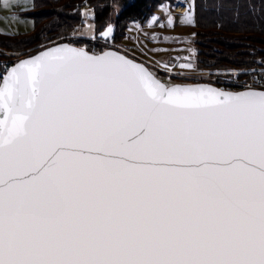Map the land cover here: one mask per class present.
Returning a JSON list of instances; mask_svg holds the SVG:
<instances>
[{"label":"snow or ice","instance_id":"1","mask_svg":"<svg viewBox=\"0 0 264 264\" xmlns=\"http://www.w3.org/2000/svg\"><path fill=\"white\" fill-rule=\"evenodd\" d=\"M0 264H264V84L69 44L4 68Z\"/></svg>","mask_w":264,"mask_h":264},{"label":"trees","instance_id":"2","mask_svg":"<svg viewBox=\"0 0 264 264\" xmlns=\"http://www.w3.org/2000/svg\"><path fill=\"white\" fill-rule=\"evenodd\" d=\"M165 2L175 0H31L19 14L32 20V30L0 33V47L31 53L45 42L76 34L84 23V6L92 11L95 34L110 24V40L120 43L131 21L145 23ZM195 15L191 29L197 70L264 67V0H195ZM85 48L96 52L106 47ZM4 55L0 52V62Z\"/></svg>","mask_w":264,"mask_h":264},{"label":"rangeland","instance_id":"3","mask_svg":"<svg viewBox=\"0 0 264 264\" xmlns=\"http://www.w3.org/2000/svg\"><path fill=\"white\" fill-rule=\"evenodd\" d=\"M30 2L31 0H0V33L1 34L7 35V34H12V33H25V32H29L32 30L33 28L32 20L29 17L19 14L20 11H23L27 9L28 7H30ZM82 13L83 15L84 13H87V16L84 15V23H83L81 30L76 34L61 36L60 39L64 37L65 40L67 39L69 42L76 44L78 46L84 47V48L87 44H94V45L97 44L99 47L105 46L106 48L107 46L115 47L117 49L124 51L130 56L136 55L137 57L136 59L139 58V60L144 61V63L146 59H148V57H153L161 63L162 69L159 68L157 65L156 66L152 65V67L151 66L149 67L152 68L157 73L159 78L166 83L190 82V81H208L209 82V81H214V80H215L214 82L219 83V81L227 80L226 77L229 75L235 76L234 73H213L211 72L212 70L210 71L197 70L194 65V58H192L189 54L185 53V51L188 50L189 48L187 49L185 48L186 50H184L183 53L181 51H178L177 54L180 57L177 60L163 61V60H159L158 58L154 56L148 55L146 53L147 49L145 47V44L143 41H141L143 38L141 39V37H138V36L136 37L137 45L135 46L134 44V48H131L130 50L123 48L122 46L118 45V43L111 41L109 38H108L107 43H104L102 39H100L102 41H91L89 40V38L96 35L94 24L91 20V16L93 14H92L91 9L88 8L87 6L83 7ZM107 26H111V25L108 24ZM107 26L103 30H106ZM99 33L98 35L100 36ZM183 35L184 36L182 38H185V41L187 42V46L190 47L192 45L191 39L194 36L193 32H191L190 29H185L183 30ZM57 41L59 40L55 39L54 41L52 40L49 42H45L41 44L38 47V49L45 45H48L50 43L57 42ZM1 48H2V51L0 52L5 53V55H4V58L0 62V66H2L6 62H9L10 60L13 61L14 59H17L21 56L30 54L29 53L30 50L22 51V50H9V49H5L4 47H1ZM186 55L187 56L189 55V57L187 58ZM182 62H184V64L191 63L193 67L192 68H181L180 65ZM165 65H167L168 68L172 69L171 76H169L167 69L165 68ZM216 70H219V69H216ZM220 70H227V69H220ZM182 77H189V78H182Z\"/></svg>","mask_w":264,"mask_h":264},{"label":"crops","instance_id":"4","mask_svg":"<svg viewBox=\"0 0 264 264\" xmlns=\"http://www.w3.org/2000/svg\"><path fill=\"white\" fill-rule=\"evenodd\" d=\"M178 4H186L187 11H192L194 15V23L192 25H186L179 19L184 12L177 8ZM168 19H172L173 24L169 25L167 23ZM195 21V0H175L174 4L165 2L158 6V9L148 17L145 23L131 21L126 28L125 35L118 45L130 50L131 48H134V44L135 46L137 45L136 37L138 36L141 37V39L143 38L141 41L145 44L147 49L146 53L159 60H177L180 57L177 52L181 51L183 53L187 48L189 49L186 50L185 53L194 58L195 49L192 42L193 37L191 39L192 45L190 47L187 46L185 38L182 37L184 36L183 30L185 29H190V31L193 32L191 27L195 24ZM92 37L108 41V38H111V34L109 37H102L99 35ZM189 55H186V57L188 58ZM181 64H184V62Z\"/></svg>","mask_w":264,"mask_h":264},{"label":"built area","instance_id":"5","mask_svg":"<svg viewBox=\"0 0 264 264\" xmlns=\"http://www.w3.org/2000/svg\"><path fill=\"white\" fill-rule=\"evenodd\" d=\"M64 40H65V38L62 37L59 41H64ZM89 40H91V41H102V40L98 39L97 37H91V38H89ZM65 41H68V40L66 39ZM103 42L107 43V41H104V40H103ZM0 51H2L1 47H0ZM132 57L137 58L136 55L132 56ZM13 61L10 60L9 62H6L2 66H0V71H2L6 67H10V65L13 63ZM145 63L151 67H152V65L153 66L157 65L159 68L162 69L161 63L153 57H148V59H146ZM211 72H213V73H234L235 74V76H231V75L227 76L226 77L227 80L219 81V83L214 82L215 80L210 81V82L214 83L215 85H217L218 87L224 88V89L236 90V89L249 88V87L259 88L260 85L264 84V79H262V77H264V67L234 68V69H227V70H220L219 69V70H214V71L212 70Z\"/></svg>","mask_w":264,"mask_h":264},{"label":"water","instance_id":"6","mask_svg":"<svg viewBox=\"0 0 264 264\" xmlns=\"http://www.w3.org/2000/svg\"><path fill=\"white\" fill-rule=\"evenodd\" d=\"M57 44H69V45H71V46H73V47H77V48H83L85 51H88L90 54H99V53H102V52H104V51H115V52H118V53H120L121 55H127L128 56V58H130V59H135V61L137 62V63H141V62H143V61H141V60H139V59H136V58H134V57H132V56H130V55H128L127 53H125L124 51H122V50H120V49H117V48H115V47H107V48H105V49H103V50H100V51H97V52H93V51H89L88 49H86V48H84V47H81V46H78V45H76V44H73V43H70L69 41H58V42H53V43H50V44H48V45H45V46H43V47H41V48H39V49H37V50H35L34 52H32V53H30V54H27V55H24V56H21V57H19V58H17L10 66H12V65H14L15 63H17L19 60H21V59H26V58H28V56L29 55H35L37 52H39V51H41V50H44V49H46V48H48V47H52V46H55V45H57ZM144 63V62H143ZM145 64V66H147V67H149L146 63H144ZM162 82H164V81H162ZM166 83V82H165ZM175 84H197V83H199V84H209V85H211V86H213V87H216V88H220V87H218L217 85H215V84H213V83H211V82H208V81H190V82H174ZM250 88H252V87H249V88H242V89H236V90H232V89H226V90H228V91H243V90H247V89H250ZM257 90H259V88H257Z\"/></svg>","mask_w":264,"mask_h":264},{"label":"bare ground","instance_id":"7","mask_svg":"<svg viewBox=\"0 0 264 264\" xmlns=\"http://www.w3.org/2000/svg\"><path fill=\"white\" fill-rule=\"evenodd\" d=\"M189 2H191V1H189ZM189 2H188V3H189ZM175 5H176V4H175ZM177 8L180 9V11H183V12H186V11H187V5H186V4H185V5H184V4H178V5H177ZM152 16H153V15H152Z\"/></svg>","mask_w":264,"mask_h":264}]
</instances>
